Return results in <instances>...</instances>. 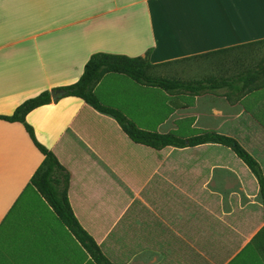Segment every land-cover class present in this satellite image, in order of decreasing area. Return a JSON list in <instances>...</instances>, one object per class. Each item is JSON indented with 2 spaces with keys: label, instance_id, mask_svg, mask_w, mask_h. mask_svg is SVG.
Masks as SVG:
<instances>
[{
  "label": "crops",
  "instance_id": "1",
  "mask_svg": "<svg viewBox=\"0 0 264 264\" xmlns=\"http://www.w3.org/2000/svg\"><path fill=\"white\" fill-rule=\"evenodd\" d=\"M260 39L264 0H0V116L74 83L94 53L147 54L161 66ZM115 78L147 88L107 73L93 88L104 106L116 108L103 96ZM219 93L234 109L228 122L246 135L231 138L264 178V83ZM24 121L68 172L70 209L111 264H264L257 184L229 149L230 161L193 172L184 187L157 166L133 167L129 150L142 145L78 98L37 107ZM41 161L20 123L0 121V264H94L31 185Z\"/></svg>",
  "mask_w": 264,
  "mask_h": 264
},
{
  "label": "trees",
  "instance_id": "2",
  "mask_svg": "<svg viewBox=\"0 0 264 264\" xmlns=\"http://www.w3.org/2000/svg\"><path fill=\"white\" fill-rule=\"evenodd\" d=\"M240 47H256L263 53L253 64L230 76L206 77L186 81L148 74L147 70L156 67V65L148 63L147 54L144 57L130 58L123 55L94 53L89 56L83 65L79 78L74 83L43 90L36 96L23 101L10 116H0V121L20 123L30 142L42 155V161L31 176L30 183L94 264L111 263L103 256L93 239L78 224L67 199L69 174L59 164L53 153L37 142L32 128L24 121L25 115L37 107L47 105L60 98L75 97L96 112L111 117L131 142L154 151L164 148H193L204 144L225 147L232 152L255 179L264 216V178L261 169L254 158L233 138L215 132H203L180 137L171 133L142 130L117 109L102 105L93 94V88L107 73L124 75L140 86L158 89L171 95L186 94L195 97L220 90L226 92V96L246 93L259 88L264 83V39Z\"/></svg>",
  "mask_w": 264,
  "mask_h": 264
},
{
  "label": "rangeland",
  "instance_id": "3",
  "mask_svg": "<svg viewBox=\"0 0 264 264\" xmlns=\"http://www.w3.org/2000/svg\"><path fill=\"white\" fill-rule=\"evenodd\" d=\"M262 53L256 47L233 48L212 58H194L164 64L149 68L147 72L154 76L184 81L225 77L249 66ZM219 92L195 97L186 94L171 95L158 89L137 88L117 78L103 87V96L107 102L120 109L138 128L180 137L216 132L241 141L245 134L228 122L234 115V109L227 106L230 100L222 98ZM129 154L133 167L138 168L143 162L146 166H157L165 175L176 178L179 185L184 187L192 180L193 172L197 177V172L202 175V169L208 164L230 161L232 158L228 149L215 146L164 148L159 151L132 146ZM132 180L134 185L135 179Z\"/></svg>",
  "mask_w": 264,
  "mask_h": 264
}]
</instances>
